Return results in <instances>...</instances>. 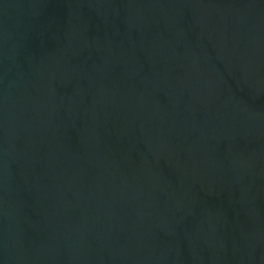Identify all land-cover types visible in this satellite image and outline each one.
<instances>
[{
    "label": "water",
    "instance_id": "obj_1",
    "mask_svg": "<svg viewBox=\"0 0 264 264\" xmlns=\"http://www.w3.org/2000/svg\"><path fill=\"white\" fill-rule=\"evenodd\" d=\"M0 264H264V0H0Z\"/></svg>",
    "mask_w": 264,
    "mask_h": 264
}]
</instances>
